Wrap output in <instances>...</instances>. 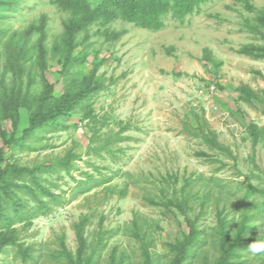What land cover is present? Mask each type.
I'll return each instance as SVG.
<instances>
[{
	"label": "rangeland",
	"instance_id": "rangeland-1",
	"mask_svg": "<svg viewBox=\"0 0 264 264\" xmlns=\"http://www.w3.org/2000/svg\"><path fill=\"white\" fill-rule=\"evenodd\" d=\"M5 3L0 204L15 220L0 219L13 241L0 264H172L188 222L204 242L184 264H264L249 246L220 249L241 225L264 241V57L240 53L264 49V0H209L157 31L101 19L70 50L73 16L54 0ZM89 76L97 90L28 133L46 82L53 104Z\"/></svg>",
	"mask_w": 264,
	"mask_h": 264
},
{
	"label": "trees",
	"instance_id": "trees-1",
	"mask_svg": "<svg viewBox=\"0 0 264 264\" xmlns=\"http://www.w3.org/2000/svg\"><path fill=\"white\" fill-rule=\"evenodd\" d=\"M54 1L62 11L70 12L73 16L72 19L64 24L63 34V43L67 49L70 50L74 36L98 20L112 21L121 19L142 29L157 31L164 27L163 18L168 13H171L174 19L183 21L186 16L197 12L200 9L201 4L209 0H100L99 4L94 9H90L85 0ZM6 7H11V3H5L0 6V11H3ZM240 53L257 58L264 57V49L259 47L244 46L241 48ZM45 86L46 89L42 101L37 105L36 113L31 118L30 127L28 129L29 134H34L40 123L52 121L57 116L76 109L85 99L99 88L100 84L89 76L78 85L76 91H66L53 104L48 103V99L51 98L52 88L47 82L45 83ZM252 134L254 136V143H256L257 135L253 133V131ZM206 140L215 148L225 150L222 149L214 139L209 140L206 137ZM12 170L15 171V167H13ZM22 171V169L18 170L19 173ZM4 173L5 171H0V179H3ZM0 187V191L7 192L6 186L0 185ZM256 192L264 195V191L262 190H256ZM40 206H42V208L45 207L43 203H40ZM10 208L13 209L18 220H26L30 218L26 217L28 215H23L16 211V204L12 203ZM0 219H4L8 224L15 220L5 214V210L1 204ZM188 228L189 234L186 236L185 240L174 247L176 254L172 264H184V261L191 255L193 249L203 245L204 241H199L197 238V232L192 223L188 222ZM248 229L249 227L241 225L237 234L233 237L228 246H226L228 232L226 230L220 232V249L224 256L232 257L235 254V251L249 246L253 242L259 241L258 237L254 241L242 240L245 238ZM78 240L80 241V246L83 247L82 238L79 234ZM12 242L11 238H8L3 234L2 239L0 240V250ZM20 256L22 257L23 262H26L28 258L27 251H20Z\"/></svg>",
	"mask_w": 264,
	"mask_h": 264
},
{
	"label": "clouds",
	"instance_id": "clouds-1",
	"mask_svg": "<svg viewBox=\"0 0 264 264\" xmlns=\"http://www.w3.org/2000/svg\"><path fill=\"white\" fill-rule=\"evenodd\" d=\"M249 251L253 254L264 253V241L253 242L249 245Z\"/></svg>",
	"mask_w": 264,
	"mask_h": 264
}]
</instances>
